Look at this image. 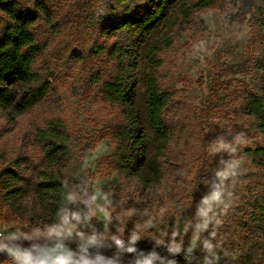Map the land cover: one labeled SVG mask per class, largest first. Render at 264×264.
<instances>
[{"label":"rangeland","instance_id":"obj_1","mask_svg":"<svg viewBox=\"0 0 264 264\" xmlns=\"http://www.w3.org/2000/svg\"><path fill=\"white\" fill-rule=\"evenodd\" d=\"M17 1L31 6L35 0ZM45 1L53 19L51 24L40 20L34 26L37 42L45 50L36 59V82L31 86L47 84V94L31 110L21 112L26 89L12 81L8 86L14 91L15 104L9 109L0 107V233L63 227L72 232L67 246L79 252L82 241L77 233L96 234L100 237L96 247L115 242L113 235L128 242L134 225L140 224L137 243L155 244L153 235L159 231L188 226L196 202L217 185L213 173L231 169L226 181L228 206L217 231L236 259L225 264H264V237L254 215L255 202L264 199V177L243 153L247 148L264 147V134L254 128V119L245 109L249 92L260 88L255 71L264 60V27L256 0H225L192 11L189 20L175 13L174 21L152 31L147 42L162 37L173 41L159 54L162 66L156 72L160 89L171 97L164 113L171 134L164 156L152 161L158 138L147 117L145 67L141 65L133 107L144 146L140 156L135 155L131 175L121 172L115 138L127 122L120 107L102 91V83L117 74L110 51L126 37L124 33L109 36L104 29L133 14L138 6L150 7L157 1ZM186 1L193 5L197 0ZM144 48L139 46L141 59ZM53 121H61L71 138L70 160L55 167L77 196L67 208L95 211L87 225L74 221L60 225L59 217L50 211V201L37 198L35 183L49 168L37 134ZM217 138L234 150L210 154ZM206 139L213 143L204 148ZM10 175L15 177L14 185L7 186ZM129 210L134 214L123 215ZM117 217L123 221L122 234ZM191 238L189 229L184 234V251ZM166 239L171 240L170 234ZM194 254L201 258L199 251ZM0 264L12 262L0 258Z\"/></svg>","mask_w":264,"mask_h":264},{"label":"trees","instance_id":"obj_2","mask_svg":"<svg viewBox=\"0 0 264 264\" xmlns=\"http://www.w3.org/2000/svg\"><path fill=\"white\" fill-rule=\"evenodd\" d=\"M150 6H138L130 16L112 23L104 29V33L112 36L124 33L125 41L114 44L110 54L114 56L117 74L113 80L102 83V91L107 100L120 107L121 114L127 124L116 131L117 156L121 161L120 169L124 175L134 174L131 167L135 155L140 156L144 146V134L137 130L139 118L133 107L135 90L138 87L139 69L145 67L143 79L146 83L145 105L147 117L158 138L157 151L154 158L164 156L166 145L170 139L171 129L165 122L164 113L169 106L171 97L168 92L160 89L156 72L162 66L159 54L169 49L173 41L170 37H162L156 42H147L152 31L161 23L168 25L174 21L178 13L183 19L189 20L192 11L205 10L225 0H197L189 5L186 0H156ZM257 11L264 27V0H256ZM53 13L45 0H35L31 6H23L17 0H0V107L9 109L15 104L14 91L9 88L12 81L23 84L26 94L19 107L21 112L31 110L47 94V84L32 88L36 82L34 68L36 59L44 52V46L37 42L34 26L44 20L51 24ZM139 46H144L141 59ZM143 70V69H142ZM255 75L259 80L258 91L249 92L245 109L254 119V128L264 134V60L256 66ZM37 83L40 84L38 81ZM38 141L43 144L42 153L49 168L40 174L35 183L39 201L49 200L50 211L58 218L61 208H67L66 200L70 192L65 177L55 167L59 162L70 160L71 138L66 126L61 121L49 122L44 130L37 134ZM212 140L203 141L207 148ZM244 155L251 159L253 165L262 171L264 177V147L247 148ZM156 162V161H155ZM5 185H14L15 177L9 176ZM255 219L264 237V199L255 202ZM127 246L128 242H124ZM137 253H127L115 242L101 244L90 248L89 259L103 257L104 261L112 260L116 264H135L138 253L147 254L155 251L162 258L175 259L177 264H189L185 259L186 251L172 256L167 247L156 246L154 243H136ZM2 259H7L6 257ZM200 257L192 254L191 264H200Z\"/></svg>","mask_w":264,"mask_h":264},{"label":"clouds","instance_id":"obj_3","mask_svg":"<svg viewBox=\"0 0 264 264\" xmlns=\"http://www.w3.org/2000/svg\"><path fill=\"white\" fill-rule=\"evenodd\" d=\"M238 141L239 136L235 137ZM222 149H231V146L225 144L223 139H216V147L210 150V154H216ZM216 164H220L217 157ZM232 174L231 169L215 171L213 175L217 178L215 189L208 195L202 196L195 205L193 221L183 229L159 231L157 235H153L156 246H166L167 251L173 257L184 251V234L191 229L192 238L190 245L186 249L185 259L191 264L192 254L199 251L201 255L200 264H225V261H235L236 257L228 250L223 237L218 235V227L221 224L220 216L227 209L228 191L226 181ZM93 200L96 196L92 197ZM103 199L107 201V197ZM69 204H74L77 196L69 192L66 196ZM87 201H85V204ZM110 204V201L108 202ZM62 214L59 216L58 223L60 225H69L75 222L77 225H87L96 215L95 211L89 210L87 213L72 211L70 208H61ZM133 210L123 213V215H133ZM105 216L108 213L105 212ZM120 221L118 227L119 234L124 232L123 221L120 217L116 218ZM110 222V220H109ZM107 229V224H105ZM142 228L140 224L134 225L128 238V244L125 246L124 240L113 235L111 239L119 248L127 253H137L135 247L137 241L141 239L139 230ZM169 234L171 240L168 238ZM72 235L70 230L63 227H52L51 229L41 231L33 229L29 233L18 232L15 229L10 232L0 233V258L6 257L11 260L12 264H116L115 261H104L103 257L97 259H89V248L98 245L100 237L96 234L85 236L84 233H77L82 243L79 246V252L73 251L67 246L66 241ZM179 237V240H177ZM11 245V247H10ZM23 250V251H21ZM135 264H177L175 259H167L161 257L155 251L147 254L138 253Z\"/></svg>","mask_w":264,"mask_h":264}]
</instances>
